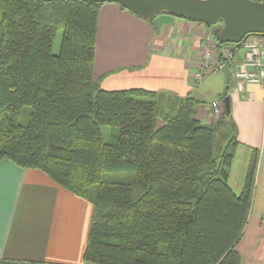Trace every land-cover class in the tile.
Masks as SVG:
<instances>
[{"label":"trees","instance_id":"16d2710c","mask_svg":"<svg viewBox=\"0 0 264 264\" xmlns=\"http://www.w3.org/2000/svg\"><path fill=\"white\" fill-rule=\"evenodd\" d=\"M104 3L0 0V162L91 204L86 264H240L257 151L235 194L230 112L203 124L190 96L102 89L93 68Z\"/></svg>","mask_w":264,"mask_h":264},{"label":"crops","instance_id":"0c3cea01","mask_svg":"<svg viewBox=\"0 0 264 264\" xmlns=\"http://www.w3.org/2000/svg\"><path fill=\"white\" fill-rule=\"evenodd\" d=\"M158 16L151 25L115 3H104L98 12L93 77L107 91L142 89L197 100L189 75L207 28L167 14ZM242 58L238 52L230 73ZM263 98L256 85H247L244 96L234 90L229 94L239 142L228 179L235 194L242 192L252 151L258 154L248 222L236 246L240 264H264ZM196 118L203 124L217 121L209 105L198 106ZM92 210L90 203L43 172L1 161L0 264H86Z\"/></svg>","mask_w":264,"mask_h":264},{"label":"water","instance_id":"95a60500","mask_svg":"<svg viewBox=\"0 0 264 264\" xmlns=\"http://www.w3.org/2000/svg\"><path fill=\"white\" fill-rule=\"evenodd\" d=\"M90 1V0H81ZM121 5L144 21H152L161 13L180 19L221 27L213 31L219 45L239 44L252 35L264 36V3L253 0H106ZM224 78L222 107L225 115L230 112L227 95L229 70L221 69Z\"/></svg>","mask_w":264,"mask_h":264},{"label":"built area","instance_id":"2783aa9c","mask_svg":"<svg viewBox=\"0 0 264 264\" xmlns=\"http://www.w3.org/2000/svg\"><path fill=\"white\" fill-rule=\"evenodd\" d=\"M253 1L264 3V0ZM238 52L243 53V58L230 73L234 91L244 96L247 85H256L264 94V36L252 35L237 45L227 44L219 47L213 32L207 29L202 36V51L189 75V82L193 87H197L212 73L231 65ZM210 109L214 116L222 115L218 101L211 102Z\"/></svg>","mask_w":264,"mask_h":264},{"label":"rangeland","instance_id":"374dc122","mask_svg":"<svg viewBox=\"0 0 264 264\" xmlns=\"http://www.w3.org/2000/svg\"><path fill=\"white\" fill-rule=\"evenodd\" d=\"M159 15L161 16L163 14H159ZM157 17H159V16H157ZM219 27H221V25L220 26L215 25L212 27V29H209V30L214 31V30L218 29ZM204 28H206V27L204 26ZM60 39H61V31H59L56 34V37H55L54 42H53V53L54 54H57L59 51ZM223 88H224V78H223L221 71L212 73V75L208 76L201 84H199L196 87V89L194 88V90L198 94L199 99H197V100L200 103V106H207V105L210 106L212 100L214 99V100L219 102L221 111L223 112V107H222V103H221ZM233 90H234V85L230 79L229 83H228V89H227L228 97H229V94H231L233 92ZM220 117H221L220 115H218V116L213 115V118L215 121L218 120ZM102 132H103V136H104L106 141H108L110 139L111 133H113V132H111V130L108 127H104L102 129ZM114 134L115 133H113V135Z\"/></svg>","mask_w":264,"mask_h":264}]
</instances>
